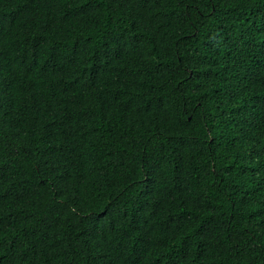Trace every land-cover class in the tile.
Returning <instances> with one entry per match:
<instances>
[{
    "label": "trees",
    "instance_id": "1",
    "mask_svg": "<svg viewBox=\"0 0 264 264\" xmlns=\"http://www.w3.org/2000/svg\"><path fill=\"white\" fill-rule=\"evenodd\" d=\"M0 264H264V0H0Z\"/></svg>",
    "mask_w": 264,
    "mask_h": 264
}]
</instances>
